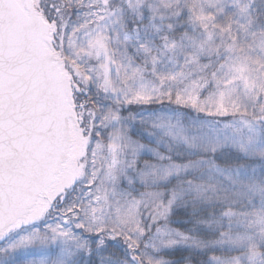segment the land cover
Returning a JSON list of instances; mask_svg holds the SVG:
<instances>
[{"label":"snow or ice","instance_id":"obj_1","mask_svg":"<svg viewBox=\"0 0 264 264\" xmlns=\"http://www.w3.org/2000/svg\"><path fill=\"white\" fill-rule=\"evenodd\" d=\"M0 264H264V0H0Z\"/></svg>","mask_w":264,"mask_h":264}]
</instances>
